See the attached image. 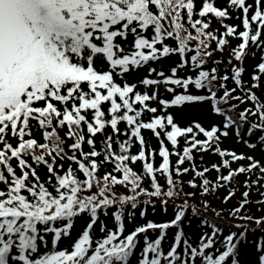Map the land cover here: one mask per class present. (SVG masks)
<instances>
[{
    "label": "snow or ice",
    "instance_id": "6c2138e0",
    "mask_svg": "<svg viewBox=\"0 0 264 264\" xmlns=\"http://www.w3.org/2000/svg\"><path fill=\"white\" fill-rule=\"evenodd\" d=\"M0 264H264V0H0Z\"/></svg>",
    "mask_w": 264,
    "mask_h": 264
},
{
    "label": "trees",
    "instance_id": "16d2710c",
    "mask_svg": "<svg viewBox=\"0 0 264 264\" xmlns=\"http://www.w3.org/2000/svg\"><path fill=\"white\" fill-rule=\"evenodd\" d=\"M224 2H225V0H216V3H217L218 6H223ZM226 22L232 23V24L238 23V21L235 20V19L230 20V21H226ZM213 26L216 27L215 23H214ZM235 43H238V41H233V44H235ZM167 63L168 62H165L164 67H167ZM256 63H258V55H257V58L256 59L249 58L248 60H246L245 64H246V67H247V69H248L249 72H251L253 70V68H254V66H255ZM140 75H143V72L140 73ZM247 78L248 77H247V73H246L245 74V79H247ZM131 79L132 78L130 77V80ZM172 114L174 115V118L177 120V122L179 124H181V125H183L186 122L187 118H188L186 116L185 117H182L181 114L179 113L178 109H173L172 110ZM143 134L145 135L146 139L149 140V145H150L151 148L158 147L157 140L155 139V137L152 136V134L149 131L144 130L143 131ZM224 146L225 147H230L231 146V142L230 141H226ZM137 150H138V146H134V148L132 149L133 152H136ZM207 159L214 161L216 158L215 157H208ZM172 160L174 162L175 157H173ZM158 163H159V157L156 158V164L158 165ZM138 167H139V165H138ZM76 227H77V229H79L81 227V222L80 221H77Z\"/></svg>",
    "mask_w": 264,
    "mask_h": 264
}]
</instances>
